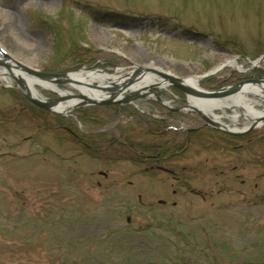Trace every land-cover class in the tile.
<instances>
[{
    "label": "rangeland",
    "instance_id": "obj_1",
    "mask_svg": "<svg viewBox=\"0 0 264 264\" xmlns=\"http://www.w3.org/2000/svg\"><path fill=\"white\" fill-rule=\"evenodd\" d=\"M75 2L89 3L95 10ZM38 17L60 27L57 50L54 34L30 27ZM156 17L167 18L169 28L160 26ZM70 39L77 53L110 56L115 64L102 68L96 62L92 68L55 74L99 69L121 76L149 68L192 78L207 90L199 86L200 77L230 60L234 63L216 73L264 76V61L251 65L264 54V0H0V50L16 62L52 73L45 70L70 49ZM147 79L160 78L149 74ZM10 84L11 77L0 79V111L15 103L9 91L21 94ZM36 91L56 98L38 87ZM152 91L169 109L153 98L137 99L144 100L143 112L149 110L145 101L172 111L186 100L169 87ZM249 102L255 109L264 108V100ZM178 112L183 115L176 117L181 129L205 128L193 112ZM234 113L226 110L225 115ZM152 115L160 117L156 110ZM190 118L195 121L186 122ZM3 119L0 264L264 261V147L258 143L195 135L183 154L151 175L145 166L129 161L80 155L64 132L43 131L40 121L24 113ZM221 122L238 129L250 125L242 116ZM182 180L193 190L180 184Z\"/></svg>",
    "mask_w": 264,
    "mask_h": 264
},
{
    "label": "trees",
    "instance_id": "obj_2",
    "mask_svg": "<svg viewBox=\"0 0 264 264\" xmlns=\"http://www.w3.org/2000/svg\"><path fill=\"white\" fill-rule=\"evenodd\" d=\"M75 3H78L82 9L95 10L94 6H90L89 3ZM156 18H158L157 21L160 26L169 28V23L171 22L167 18ZM135 20H140V17ZM30 27L54 34V40L57 43H54V47L57 50L58 36L61 30H59L60 27L53 20L38 17L33 20ZM184 32L189 35L192 34L190 30H184ZM193 35L199 36L197 33ZM230 44H233V42ZM74 46L75 42L70 39V49L59 55L55 67L45 71L61 73L80 67L92 68L96 62H98L96 64L97 67L102 68L111 63L115 64L112 62V58L109 59L110 56L107 58V56L97 55L95 52L77 53V51L73 50ZM239 78L241 77L237 75H223L218 72L215 75L200 79L199 86L207 90H216L235 83ZM171 90L175 95L181 96L177 89L171 88ZM9 93L13 96L15 103L0 111V124H4L3 115L12 114L17 118L18 114L24 113L30 120L37 119L40 121L43 131L59 130L64 132L69 143L79 150L80 155L92 159L101 158L103 160L105 158L108 162L112 159L115 161H129L135 165L145 166L146 172L151 175L164 171V166L183 154L187 149L190 137L195 135L206 137V134L211 133L219 136L225 143L241 140L245 145H250L254 142L264 147V127L240 136H231L212 128L197 127L183 130L179 127L178 119L176 118L183 115L179 112L165 110L155 101H145L149 110L144 112L141 111L144 100H136L137 108L132 104L89 106L78 108L69 115L60 116L48 111H42L33 106L17 91L11 90ZM154 110L159 113L160 117L156 118L152 115ZM189 120L191 121L192 119L190 118L186 122ZM142 137L146 139L141 141ZM114 155L115 158L112 157ZM185 182V180H182L179 183L189 188ZM192 190L189 188L188 191ZM102 261L103 263L99 264H105L107 260ZM72 262L73 264H78L76 260H72ZM141 264L169 263L148 262ZM258 264H264V261Z\"/></svg>",
    "mask_w": 264,
    "mask_h": 264
},
{
    "label": "water",
    "instance_id": "obj_3",
    "mask_svg": "<svg viewBox=\"0 0 264 264\" xmlns=\"http://www.w3.org/2000/svg\"><path fill=\"white\" fill-rule=\"evenodd\" d=\"M0 56V67L6 69V71L2 72V74L6 77H11L14 80V85L10 84L9 87H14L18 89L20 93L24 95V97L32 105L60 116H65L72 110L79 107L90 105L107 106L113 104H134L137 99L141 98H153L157 101L158 104L168 108L166 104L159 97H157L152 90L157 88L169 87L177 89L186 98V100L184 101V105L173 108L171 110L175 112L184 110L193 112L205 123V127H210L212 129H215L231 136H240L249 132L250 130L259 128L260 126L264 125V115L262 117H257L256 119H249L246 118L245 115H240L239 113H237V117L242 116L244 119L250 121V125L246 126V128L242 130L237 131L234 130V128H230L229 126L224 125L222 122L220 124L221 126H219L210 120L209 115H207L206 112L200 111L198 108L194 107L190 103V100H192V98L200 99L202 101H209L212 103L225 101L228 97H230L233 93H235L241 88H259L264 92V76L254 75L249 78H244L233 85H229L218 90L209 91L199 88L192 78L179 79L177 77L164 74L149 68H140L135 71L123 74L121 76L109 75L99 69H92L90 71L78 70L75 72L55 74L40 72L36 69L28 68L13 60L2 50H0ZM231 61L234 63L233 60ZM263 61L264 54L261 55L258 59H256L255 62H252L251 65L255 68ZM227 65L228 64L226 61L220 64L217 68L213 69L212 71L202 75L200 78L212 75ZM14 70L18 71L19 73L21 72L20 74H24L26 77L28 76L31 80H35L36 83L34 87H38L42 90L53 93L56 98L49 99L41 96V101H39L34 98L28 97V95H26L25 93V88L18 82V79H16L12 75L11 72ZM77 73H80L83 76H89L91 74L96 73L106 77L103 78L102 81H97L94 79H88L83 81L77 80L73 77V75ZM149 74H155L160 79H158L156 83L149 84L147 87H142L141 91H139L138 93L132 94L130 90V85H132V83L135 81H142ZM189 82L194 83L193 85H190ZM60 89H69L75 91L76 93L66 94ZM92 92H95L96 94H93ZM89 93H92L95 97L91 98L90 96H88ZM246 95L250 97H255V95L251 93H247ZM255 98L260 101H263L264 95ZM58 100H74L75 103L70 108L66 109L65 112H56L52 109V107L54 102ZM230 107L231 108L225 107L223 108V110L225 109L229 111H240L238 106H236L235 104H230ZM211 111L212 116L218 117L219 119L227 120V117H224L222 115H215L214 112L216 111L222 112L220 108H212ZM259 111H264V108L260 109Z\"/></svg>",
    "mask_w": 264,
    "mask_h": 264
},
{
    "label": "bare ground",
    "instance_id": "obj_4",
    "mask_svg": "<svg viewBox=\"0 0 264 264\" xmlns=\"http://www.w3.org/2000/svg\"><path fill=\"white\" fill-rule=\"evenodd\" d=\"M228 65L233 64V62L227 61ZM12 75L18 79V82L25 88V93L26 95H28V97L30 98H34L36 100L41 101V95L36 91L37 87H34L36 81L35 80H31L28 76L26 77L24 74H20L18 71H12L11 72ZM148 76V75H147ZM73 77L77 80H88V79H94L97 81H102L103 78H105L106 76H103L101 74H91L89 76H83L80 73H77L75 75H73ZM0 79L2 80H7V77L5 75H3L0 72ZM158 81V79H147V77L145 79H143L142 81H135L132 83V85H130V90L132 92V94H136L139 91H141L142 87H147L149 84L152 83H156ZM194 82H189L190 85H193ZM85 90V89H84ZM86 91V90H85ZM93 94H96L95 92H92ZM92 93H89L88 96H90L91 98H94L95 96H93ZM247 93H251L254 94L255 97H260L264 95V92L259 89V88H241L238 91H236L235 93H233L230 97H228L225 101H220V102H209V101H202L200 99H194L192 98V100H190V103L198 108L200 111L206 112L207 115H209V118L212 122H214L216 125L221 126V119H219L218 117H214L212 116V108H220L222 110V113H224V117H229L231 121L235 122L238 117H237V113H242L243 115H245L246 118H251V119H256L257 117H262L264 115V111H259L257 109L254 108L255 105L250 104V100L251 99H256L255 97H250V98H245V96H247ZM62 94V93H61ZM258 100V99H256ZM75 103L74 100H58L56 102H54L52 109L56 112H65L66 109L70 108L73 104ZM230 104H235L236 106H238V108L240 109V111L235 110L234 115L231 116H227L226 114V110L223 108L225 107H230ZM218 112V111H216ZM246 128V126H241L240 129L238 128H234V130H242Z\"/></svg>",
    "mask_w": 264,
    "mask_h": 264
},
{
    "label": "flooded vegetation",
    "instance_id": "obj_5",
    "mask_svg": "<svg viewBox=\"0 0 264 264\" xmlns=\"http://www.w3.org/2000/svg\"><path fill=\"white\" fill-rule=\"evenodd\" d=\"M244 78H249V77H244ZM243 77L242 78H239V80H237L235 83H237L238 81H240V80H242V79H244ZM235 83H233V84H235ZM233 84H231V85H233ZM260 106V105H259ZM205 128H209V127H205ZM192 129V128H191Z\"/></svg>",
    "mask_w": 264,
    "mask_h": 264
}]
</instances>
